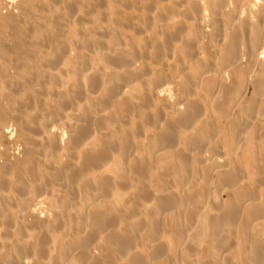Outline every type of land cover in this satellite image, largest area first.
Listing matches in <instances>:
<instances>
[{
    "label": "rangeland",
    "instance_id": "374dc122",
    "mask_svg": "<svg viewBox=\"0 0 264 264\" xmlns=\"http://www.w3.org/2000/svg\"><path fill=\"white\" fill-rule=\"evenodd\" d=\"M147 1L0 0V264H82L85 261H80L79 256L81 255L76 254H80L81 249H84L85 245L88 251L92 249L89 252L90 256L88 254V257L85 259L91 257L94 260L95 257L100 255L99 247L101 246H98L100 243L101 245L103 244L102 246L106 245L110 248V251H113L112 264H155L156 261L158 262V258H153L156 256L149 254L151 252V244L149 243H153L152 241L154 240L147 243L144 239L147 231L150 233L151 230L154 232L155 229V234L152 233L153 239L159 240L158 242L161 245L163 244L164 249L163 254H161L162 257L159 259L164 261L165 258V262L168 260L167 264H187L189 262V264H200L199 252L202 251L201 248L208 249L211 257L215 259L227 247L226 243L230 242L231 238L234 242L240 241L242 237L241 222L235 226L236 228L234 227V233L232 230H230V233L229 230H223L226 237L224 249L212 245L213 242L209 244L211 246L205 248L208 244L204 246L198 242L199 251H190L191 242L197 235V227L194 228L197 225V216L201 214L200 211L204 209V206L207 209H216L218 207L212 198L215 193L217 194V200H226L224 185L219 184V186L217 182L215 183L213 179H215L216 174L210 172L212 180L209 181V184L210 182H214V185L211 184L210 186L215 191L210 189L213 195L205 191L204 196L202 194L201 199L194 204V202H191L192 200L189 194H187V190L197 189L200 184L199 181L204 182L202 173L203 175L205 174L203 169H199L198 167L200 166L196 165V160H190L191 163L187 160L188 164L185 161L184 163L186 164H184L182 159H180L181 161L178 160V162L165 165L162 163L166 159L160 160L162 163L159 162V159L164 157L160 155V152L165 149L164 147H167L165 146L167 143L166 139L161 137L157 139L156 135L163 132L164 124H168L169 121L167 122V120L171 119L170 114L176 108V104L185 103L187 101L186 97L188 99L201 98V94H203V83L205 81L202 82L201 78L205 76L203 73L211 65L202 48L204 42H202V39L200 40L201 34L199 30L202 31V27L199 24L196 25V23L201 18L211 20L212 11L209 4L211 0ZM197 5L201 8L199 6L198 8ZM197 12L201 13L200 16L197 15ZM185 13L188 14L186 15ZM158 16L163 18L161 19ZM207 16L208 18H206ZM163 19H165V23ZM161 24H166L168 29L166 27L160 28ZM175 26L180 28L176 30ZM163 30L165 31L163 32ZM166 31H168V37L165 35L167 34L165 33ZM175 31H177L176 34ZM196 32H198L197 37L199 38V40L198 38L196 39V44L198 41V44H203L200 48H197L200 51H196V53L194 48L193 53L191 52L192 54H190L188 51H184L183 47L187 44L189 35L192 33L196 34ZM183 37H186L187 41H184ZM192 37L193 39L195 38V36ZM156 42L159 45L157 48ZM117 49H119L118 53L116 52ZM120 51L122 55L119 54ZM261 52L263 53L261 54L262 59H264V50ZM106 53L110 54L109 59ZM193 54L197 56H193ZM191 55L193 58L189 57ZM114 57L116 59H111ZM122 57H125V59ZM216 57L219 56L216 55ZM203 61L206 62L204 63ZM248 64L246 63L244 68L247 69ZM183 68L185 71H183ZM255 69L257 70V67L251 64V67L247 69V76H249L247 78L253 79L255 77L253 75ZM185 72L188 73V76H185L187 75ZM194 73L196 74V79L192 81ZM91 75H93L92 78L90 77ZM142 76L147 77L143 78ZM189 76L191 77L189 78ZM151 77H154V79ZM141 78L149 82L141 80ZM184 78L188 81L184 80L186 84L182 83ZM142 81L147 82L146 84L148 85L142 83ZM156 83L160 90L163 87L166 90V85L167 87L169 86L165 94L159 92L160 90L154 85ZM178 83L185 86L182 87ZM197 83H199V88L197 87ZM187 84L188 86L186 87ZM113 86L114 88H112ZM178 87L181 89L179 90ZM151 88L155 91L154 94ZM242 90L239 93L243 92L241 95H245L242 104L246 102L245 104L248 105V100L252 97L253 89L242 87ZM114 93L115 95H112ZM103 97L106 98V102H104L105 99L103 101ZM176 99L177 101L181 99V103H177ZM110 102L113 104H110ZM175 102L176 104H174ZM204 102L208 103L212 110L204 111L202 113L204 117L201 115L202 117L197 122H194V126L190 125V128H183L179 125L180 129L178 130V128L174 127L172 132L175 134L173 139L176 142L179 138L186 137L188 139L190 135L193 137L196 131L199 133L198 130H200L199 125L201 122L202 125H208L213 122L211 126L217 127L213 129L214 136L218 132H221L222 126H225L226 123L228 124L227 121L231 118L225 123L223 120L216 119L215 115L218 114V111L212 106L211 99ZM255 105L257 108H254L255 110L251 113L253 121L248 116L250 118V126L252 127L249 126L248 128L250 132H254L253 124L260 120L257 117L264 113V109H262L264 108L263 100L262 103L260 101V103H255ZM245 108L241 105L233 108L231 113L233 115L235 113L237 117L240 115L244 116L250 109L247 107V110H245L247 112L244 114V111L241 110ZM258 108L261 109V113L258 111ZM238 111H240L239 114H237ZM258 113L260 114L257 115ZM253 114H256V116ZM209 115L210 117H208ZM100 116H102L99 119L101 123L97 120L96 122L95 119L100 118ZM205 116L209 119H204ZM202 119L208 124L206 122L203 123ZM198 122H200L199 125H197ZM258 124H254L255 128L264 126V123H260V126ZM260 128L257 131L260 135L256 143L260 155L257 152V156L254 158V165H258L257 160L264 155V152L261 155L264 150V128L262 130ZM182 129L184 132L180 131ZM216 129L219 130L217 131ZM178 134L182 135L179 136ZM248 137H246L247 139H242L239 149L244 148V146L246 148L247 144L250 145L255 142L247 143ZM209 138L207 137L205 142H209ZM122 139L128 141H123L127 144L120 146ZM259 144L263 149H259ZM100 149H104L102 152H105V155L96 154L95 151L98 152ZM176 149L178 151L180 145H177ZM105 150H107V153ZM209 150H211L209 147L203 148L202 158L205 164L211 163L209 157L212 154ZM129 152L130 155H128ZM87 154L91 156L95 155V159L91 160L92 165L90 163L84 167V156ZM124 154L126 155L124 156ZM190 154H194V152H190ZM231 156L237 159L239 165L241 163L244 164V161L248 159L242 151H237V153L234 151ZM238 159L242 162L239 163ZM94 161L97 162V165L93 164L95 163ZM145 163L148 164L145 166ZM139 165L146 168L139 170ZM260 165L263 167H260L261 170L258 168L259 166L243 169V173H246H244V178H242L239 185H245V189V183H247V186L250 185L249 189H255L253 191L254 193L257 191V194L255 193L257 196H254L259 200V204L263 206V160L260 161ZM184 166H186V169ZM134 167L138 170H135ZM197 169L201 171V174ZM258 169L260 172L257 173ZM254 173L257 175H254ZM254 176H258L259 179ZM102 177L106 182L103 185L101 183ZM188 184L192 187L188 186ZM164 189L169 190L166 191ZM163 190L166 192L171 191L173 193H170L171 196L178 198V207L176 206L171 210L167 209L166 206H162L163 208L165 207L164 209L160 207L161 203L157 201V198ZM143 192L146 194V198L148 197L147 199L143 198L145 197ZM96 197L98 198L96 199ZM180 197H183L184 202ZM100 199H103L102 201L109 205L105 204V206L102 204L105 208L102 211L107 216L105 219L109 220L108 218H110L109 221L111 223L109 225L104 217L96 219L100 224L102 223V228L97 224L98 222L95 224V220H92L93 212L91 213L93 211L92 206L95 203L97 204L96 206L100 205ZM207 199L209 200L207 201ZM209 201L213 206L209 204ZM65 204L67 205L65 206ZM88 204L89 206L93 205L89 207ZM71 206L75 207V210L77 208V212H75L80 214L77 215L71 212L74 211ZM197 206L199 207L197 208ZM27 207H30V209ZM27 209L30 211L32 209L34 214L32 211L30 212L32 214L26 213ZM175 209L177 210L175 211ZM86 211L88 212V216H86ZM166 212L179 213L180 217L182 213L183 218L179 219L178 217L176 221L179 219L178 221L185 222V224L182 223L185 227L188 225L183 233L186 236L174 233V227L181 224V222L173 221L176 223L172 222L173 224L171 223L170 225ZM191 213L197 216H193ZM29 214L34 215L35 218L32 219V216L30 218ZM74 215L77 219H75L76 217L74 218ZM190 216L194 220H191L192 217L190 218ZM151 221L152 223H150ZM157 221H159V224ZM78 222L80 223L78 224ZM34 223H38V225ZM137 224L141 227L136 226ZM251 225L250 232L253 233L255 231L254 226L256 225L255 223ZM131 227L135 230L134 233ZM108 229L112 231L113 229H117L119 232L115 231L119 233L120 239H118V235V238L115 237L116 235L113 237L109 235V237ZM127 229H130V231L128 230V232ZM73 231L78 234L76 237ZM95 231L97 232L95 235L96 239L94 238L95 236L93 237ZM125 231L126 233L128 232V235ZM188 231L189 235L186 233ZM63 233L64 236L62 235ZM91 234L93 240L92 237H89ZM152 236L150 239H152ZM179 236H182L183 242L177 243L175 242V237L178 240ZM187 236L190 240L186 239ZM77 237L80 241H84V238L85 241H88L90 238L92 240L90 243L94 241V244L92 243L93 246L91 247L90 244L80 242L81 246H79L77 245L79 243L78 239H76ZM73 238L76 240H73ZM66 239H69V241ZM121 239H124L126 242L123 241V244L120 241ZM38 241L40 244H37ZM59 242L60 244H58ZM68 242L72 245L76 243V246L74 244L75 247H73ZM229 244L231 243H228V246ZM71 247L76 249L73 251ZM234 247V249L229 250L235 252L237 247ZM41 248L43 249L41 250ZM77 248H80L79 251ZM73 252L76 253L72 254ZM137 253L138 256H136ZM190 254H192L191 257H188ZM165 255L166 257L168 255L167 259ZM130 257L135 258V260L130 259ZM92 259L88 260V264L93 261ZM219 259H222L221 262L219 261V264H228L226 257ZM68 260L70 261L68 262ZM106 263L108 262H103V264ZM109 264L111 263L109 262Z\"/></svg>",
    "mask_w": 264,
    "mask_h": 264
},
{
    "label": "bare ground",
    "instance_id": "6f19581e",
    "mask_svg": "<svg viewBox=\"0 0 264 264\" xmlns=\"http://www.w3.org/2000/svg\"><path fill=\"white\" fill-rule=\"evenodd\" d=\"M184 1V0H183ZM193 1V0H192ZM233 3H232V2ZM146 2V1H145ZM147 2H149V0L147 1ZM177 2V1H176ZM195 2H197V1H195ZM192 3V2H191ZM203 3V2H202ZM209 4H210V6H211V11H212V15H211V20H209V19H203V18H201V17H199V18H201V19H199V22L198 23H196V25H198L199 24V26H201L202 27V31L201 30H199L198 32L201 34V38H200V40L202 39V42H204V45H203V49H204V52L206 53V55H207V60H209L208 62H209V64L211 65L210 67H208L207 69H206V71L203 73V75H205V76H200V77H202L201 78V80H202V82L203 81H205L204 83H203V94H201L202 96H201V98H190V99H188V97H186L187 98V101H185V103H182V104H176V102L174 103V104H176L177 106H176V108L173 110V112L170 114V117H171V119H169V120H167V122H168V124L167 125H165L164 124V127H163V132H161L160 134L158 133L156 136H157V139H159L160 137L161 138H164V139H166L165 141H166V143H167V145H165L166 143L165 142H163V143H165V144H163V145H165V146H167V147H164L165 149L164 150H161L162 152H160V155H163L164 157H161L160 159H159V162L160 163H162V161L164 160V159H166V161H163V163L162 164H172L173 162H178V160H180V159H182V162L184 163V161L185 162H187V160H189L188 162H190V160H193V161H195L196 160V165L197 166H200V167H198L199 169L201 168V170L203 169V171L205 172V174L203 175V173H202V176H204L203 178H204V182H201V180L200 179H198V180H200L199 182H200V186L198 185V187H197V185L196 184H194V185H196V187H197V189H193V190H190V191H188L187 190V194H189V196H190V198H191V202H194V204H196V202H198L200 199H201V196H202V194H203V196H204V193H205V191H207L208 192V194L210 193V195H213L212 194V192H210V189H212V186H210L211 184H213L214 182L216 183H218V185L220 184V185H224V191H225V194H226V200L225 201H223L222 199V201H220V200H217V198H216V193H215V195L212 197L213 199H214V202H216V205L218 206L216 209H207V207L205 208V206H204V209L202 210V211H200V215L199 216H197L196 214L194 215V213H191L193 216H197L198 218H196V220H197V225L194 227V228H196L197 227V235L195 236V238H193V240H192V242H191V244L193 245V247H192V245L190 246V251H199V249H198V247H199V244H198V242H200L201 243V245H204L205 246V244H208V245H206L205 246V248H208V246H211V245H209L211 242H213L212 243V245H214V246H216V247H225L226 246V244H227V247H225V249L224 250H222L221 251V253H220V255L218 256V258H212L211 257V254H209V250L208 249H204V248H201L202 249V251H200L199 252V261L201 262L200 264H219V261L221 262L222 261V259L220 260L219 258H224V257H226L227 258V260H228V264H264V204H263V206L262 205H260L259 204V200L258 199H256L255 198V196H257V195H255V193L257 192H255L254 193V191H255V189H249L248 187L250 186H247L248 184L247 183H245L246 184V187H247V189H246V187H245V189H244V186H243V184L240 186L239 184L241 183V181H242V178H244L243 176H244V173H246V172H244L243 173V169H251V168H253L254 166H259L258 168H260V167H262V165H260V161H264V155H263V152H264V150L262 151V154L261 155H263V157L262 158H260L259 160H257L258 161V165H254V158L257 156L256 154H257V152L259 153L260 151L258 150V145L256 144L257 143V140H258V138H259V133L257 132L258 131V129L260 128V127H262V128H260V130H262L263 128H264V126H260L259 124L260 123H264V113L263 114H260L261 112H260V110L261 109H259L258 111L260 112V113H258L257 115H259L260 114V116L259 117H257V119H260V120H258V121H256L254 124H256V123H259L258 125L260 126V127H257V128H255V126H254V124H253V129H254V132H250L249 130H248V128H249V126H250V124L251 123H249V120H250V118H248V116H250L251 117V113H253V110H255L254 108H257V107H255L256 105H255V103H260V101H261V103H262V100H263V102H264V59H262V56H261V54H263L261 51L262 50H264V0H211V2H209ZM192 6V5H191ZM190 6V7H191ZM196 6V5H195ZM199 5H197V7H198ZM149 7V6H148ZM200 7V6H199ZM198 7V8H199ZM208 7H209V5H208ZM145 8H146V6H145ZM192 8H194V7H192ZM191 8V9H192ZM201 8V7H200ZM174 9V8H173ZM195 9V8H194ZM167 10V9H166ZM195 10H197V11H199L198 9H195ZM196 12V11H195ZM160 13V12H159ZM189 13V12H188ZM187 13V14H188ZM191 13H193L192 11H191ZM198 14V16H200V14L201 13H199V12H197ZM186 14V13H185ZM186 14V15H187ZM159 15H161V14H159ZM185 15V16H186ZM190 15V14H189ZM188 15V16H189ZM163 16V15H162ZM191 16V15H190ZM197 16V17H198ZM147 17V16H146ZM150 17V16H149ZM156 17V16H155ZM159 17V16H158ZM157 17V19H159V18H161V17H159L158 18ZM163 18V17H162ZM161 18V19H162ZM206 18H208V16L206 17ZM147 19V18H146ZM150 19V18H149ZM175 20V19H174ZM130 21V20H129ZM163 21H164V23H165V19H163ZM197 21V20H196ZM146 22V21H145ZM156 23L158 22V21H155ZM167 22V21H166ZM183 22V21H182ZM159 23V22H158ZM176 24V23H175ZM177 24H179V23H177ZM181 24V23H180ZM162 26H159L160 28H165L166 27V29H168V27L166 26V24H161ZM179 26V25H178ZM176 27L177 29L176 30H178V28H180V27ZM181 26V25H180ZM182 26L183 27H185L183 24H182ZM156 27V26H155ZM157 27H158V25H157ZM198 27V26H197ZM136 28V27H135ZM194 28V27H193ZM192 28V29H193ZM138 29V28H137ZM165 29V30H166ZM175 29V28H174ZM197 29H199V28H197ZM201 29V28H200ZM155 30H156V28H155ZM165 30H163V32L165 31ZM182 30V29H181ZM171 31V30H170ZM172 31H174V30H172ZM198 32H196V34L195 33H192V34H190L189 35V38H190V40H189V38H188V41L185 39L186 37H183L184 38V41L186 40L187 41V44L183 47V50L184 51H188L190 54H192L193 52L192 51H194L193 49L195 48V52L196 51H200V49L198 50L197 48H200L201 46H202V44L200 43V44H198L199 43V41H198V43L196 44V39L198 38L197 36H198ZM165 33H167V34H165V35H167V37H168V31H166ZM172 33V32H171ZM177 33V31H175V34ZM156 36V35H155ZM155 36H154V38H155ZM188 36V35H187ZM192 36H195V38L193 39V37ZM166 37V38H167ZM174 37H175V35H174ZM192 37V38H191ZM152 38V37H151ZM157 39V38H156ZM162 39H164V38H162ZM96 40V39H95ZM167 41H168V39H166ZM198 40H199V38H198ZM164 41H165V39H164ZM166 41V42H167ZM158 42H159V40H158ZM201 42V41H200ZM98 43V42H97ZM147 43V42H146ZM157 43V42H156ZM165 43V42H164ZM155 46H156V44H155ZM159 45H158V43H157V46H156V48L158 47ZM168 47V46H167ZM186 47V48H185ZM119 49H117L116 50V52L118 53L119 51H118ZM120 50H121V48H120ZM134 51V50H133ZM192 52V53H191ZM194 52V53H195ZM64 53V52H63ZM116 53V54H117ZM130 53V52H129ZM168 53H169V51H168ZM187 53V52H186ZM197 53V52H196ZM195 53V54H196ZM107 54V53H106ZM120 55H122L121 54V51H120V53H119ZM195 54H193V56H197V55H195ZM199 54V53H198ZM64 55V54H63ZM108 56V59H109V55L110 54H107ZM135 55V54H134ZM144 55V54H143ZM216 55L217 56H219V57H216ZM111 57H113L112 55H111ZM138 57V56H137ZM189 57H191V58H193L192 57V55L191 56H189ZM123 58V57H122ZM180 58V57H179ZM178 58V59H179ZM190 58V59H191ZM197 58V57H196ZM218 58H219V61H218ZM111 59H116L115 57L114 58H111ZM117 59H119V57H117ZM123 59H125V57L123 58ZM130 59V58H129ZM217 59V60H216ZM127 60V59H126ZM195 60V59H194ZM114 61V60H113ZM122 61V60H121ZM191 61V60H190ZM198 61V60H197ZM199 62V61H198ZM204 62V61H203ZM206 62V61H205ZM204 62V63H205ZM112 63V62H111ZM202 63V62H201ZM246 63H249L248 65H247V69H249L250 67H251V64L252 65H255L256 67H257V70L255 69V73L253 74V75H255V77L252 79H250V78H247V77H249V76H247V69L246 68H244V66L246 65ZM83 64V63H82ZM81 64V65H82ZM117 64V63H116ZM176 65V64H175ZM202 65H204V64H202ZM206 65V64H205ZM138 67V66H137ZM180 67V66H179ZM183 67V66H182ZM186 67V66H185ZM204 67V66H203ZM214 67V68H213ZM145 69H146V67H144ZM175 68V67H174ZM202 68V67H201ZM143 69V68H142ZM129 70V69H128ZM144 70V69H143ZM175 70V69H174ZM188 70V69H187ZM190 70V69H189ZM203 70V69H202ZM254 70V69H253ZM133 71V70H132ZM183 71H185L184 70V68H183ZM257 71V72H256ZM131 72V71H130ZM142 72V71H141ZM140 72V73H141ZM157 72V71H156ZM188 72V71H187ZM187 72H185L187 75H185V76H188V73ZM140 73H138V74H140ZM155 73V72H154ZM252 73H253V71H252ZM128 74V73H127ZM131 74H132V72H131ZM159 74V73H158ZM173 74V73H172ZM195 74V73H194ZM199 74L201 75V73L199 72ZM199 74H197V75H199ZM137 75V74H136ZM145 75V74H144ZM161 75V74H160ZM184 75V74H183ZM190 75V74H189ZM92 76L93 75H91L90 77L92 78ZM134 76V75H133ZM143 77V76H142ZM144 77H147V76H144ZM143 77V78H144ZM182 77V76H181ZM191 76H189V78H190ZM198 77V76H197ZM252 77V76H251ZM129 78V77H128ZM139 78V77H138ZM150 78V77H149ZM152 78V77H151ZM186 78V77H185ZM185 78L183 79V82L182 83H185L184 82V80H185ZM188 77H187V79H189ZM192 78H193V80L192 81H195V79H196V74L193 76L192 75ZM95 79V78H94ZM127 79V78H126ZM148 79V78H147ZM152 79H154V77L152 78ZM157 79V78H156ZM155 79V80H156ZM159 79V78H158ZM177 79V78H176ZM113 80V79H112ZM141 80H146V79H142L141 78ZM149 80V79H148ZM200 80V79H199ZM200 80V81H201ZM93 81V80H92ZM147 81V80H146ZM157 81V80H156ZM160 81V80H159ZM186 81V80H185ZM90 82V81H89ZM111 82V81H110ZM147 82H149V81H147ZM146 82V83H147ZM158 82V81H157ZM186 82H188V81H186ZM191 82V81H190ZM201 82V83H202ZM142 83H144V84H146L145 82H143L142 81ZM180 83H181V81H180ZM180 83H178L179 85H181ZM200 83V82H199ZM199 83H197V87H198V84ZM91 84H93V83H91ZM121 84V83H120ZM153 84V83H152ZM161 84H162V82H161ZM170 84V83H169ZM186 84V83H185ZM111 85V84H110ZM123 85V84H122ZM146 85H148V84H146ZM155 86H157V89L158 90H160L158 87V84L156 83V84H154ZM165 85V84H164ZM201 85V84H200ZM120 86V85H119ZM151 86H153V85H151ZM154 86V87H155ZM161 86V85H160ZM182 86V85H181ZM185 86V85H184ZM184 86H182V87H184ZM188 86V84L186 85V87ZM245 86V87H244ZM162 87V86H161ZM169 87V86H168ZM167 85H166V90H167ZM186 87H185V89H186ZM192 87V86H191ZM196 87V88H197ZM242 87L243 88H248V87H250V88H252L253 89V94H252V97L248 100L247 98V100H248V105H246L245 103L244 104H242V100L244 99V97H245V95H241V94H239L240 93V91L242 90ZM109 88H110V86H109ZM112 88H114V86L112 87ZM111 88V89H112ZM199 88V87H198ZM111 89H110V93H111ZM152 89V88H151ZM156 88H155V90H157ZM178 89L180 90L181 88H179L178 87ZM114 90V89H113ZM112 90V91H113ZM165 90V87H163L159 92L162 94H165L166 91ZM190 90H191V88H190ZM196 90V89H195ZM244 90V89H243ZM242 90V91H243ZM109 91V90H108ZM152 91H153V89H152ZM188 91H189V89H188ZM194 91V90H193ZM192 91V92H193ZM198 91H200V90H198ZM246 91H247V89H246ZM154 92L155 91H153V94H154ZM158 92V93H159ZM109 93V92H108ZM107 93V94H108ZM109 93V94H110ZM159 93V94H160ZM185 93V92H184ZM194 93V92H193ZM192 93V94H193ZM201 93V92H200ZM245 93V92H244ZM103 94H104V92H103ZM159 94H157V95H159ZM188 94V93H187ZM112 95H115V93L114 94H112ZM172 95V94H171ZM200 95V94H199ZM110 97V96H109ZM109 97H107V98H109ZM115 97V96H114ZM183 97V96H182ZM195 97V96H194ZM99 98V97H98ZM101 98V97H100ZM112 98H113V96H112ZM178 98V97H177ZM181 98V97H180ZM102 99V98H101ZM104 99H105V101H104ZM115 99V98H114ZM118 99H120V98H118ZM164 99V98H163ZM179 99V98H178ZM211 99V104H212V106H214V108L218 111V114L217 115H215L216 116V119H218V120H223V122L225 123L228 119H230L229 121H227L228 122V124L226 123L225 124V126H222V130H221V132H218L215 136L213 135V129H215V128H217V127H213V126H211L212 124H213V122L212 123H207L206 121H204V119H209L208 117H210V115L206 118V116H205V118L204 119H202V121H203V123L204 122H206L208 125H202V122H201V124H200V122H198V124L197 125H199V128H200V130H198L197 128H198V126H197V130L199 131V133H197V131L196 132H194L195 133V135H193V137L190 135L189 137H188V139L185 137V138H179L178 140H177V142H176V140H174L173 139V137H174V133L172 132L173 131V129H174V127H176V128H178V130L180 129L179 128V125L180 126H182L183 128H187V127H189L190 125H192V126H194L193 124H194V122H197L198 120H199V118L200 117H202L203 116V114L202 113H204V111H211L212 110V108L210 107V105H208V103H206V102H204V101H208V100H210ZM126 100V99H125ZM181 100V99H180ZM180 100L179 101H177V99H176V101H177V103L178 102H180ZM103 101L104 102H106V98L105 97H103ZM111 101V100H110ZM122 101V100H121ZM184 101V100H183ZM244 101H246V100H244ZM100 102H101V100H100ZM116 102H118V101H116ZM103 103V102H102ZM181 103V102H180ZM110 104H113V103H111L110 102ZM115 104V103H114ZM253 104V105H252ZM145 105V104H144ZM242 105V107H244L245 108V106H246V108L248 107V108H250L249 109V111H248V113L247 114H250V115H247V114H245L247 111H245V110H247L246 108L243 110H241V111H244L243 113L245 114H242V115H244V116H239V117H237V115L234 113V115H236V116H234L233 115V113H231L233 110V108H237V107H239V106H241ZM244 105V106H243ZM261 105V104H260ZM172 106H173V104H172ZM173 108V107H172ZM262 108V107H261ZM262 109H264V108H262ZM160 110V109H159ZM240 110V109H239ZM257 111V110H256ZM255 111V112H256ZM214 113H215V111H213ZM239 112L240 111H238L237 112V114H239ZM263 112H264V110H263ZM161 113V112H160ZM209 113H212V112H209ZM208 113V114H209ZM257 113V112H256ZM38 114V113H37ZM213 114V113H212ZM202 115V116H201ZM247 115V116H246ZM254 115V114H253ZM252 115V116H253ZM88 116V115H87ZM232 116V117H231ZM254 116H256V114L254 115ZM101 117L102 116H100V118H97V119H95V121L97 120V121H99L100 123H101V120H99V119H101ZM104 117V116H103ZM151 117V116H150ZM204 117V116H203ZM213 117H214V115H213ZM103 119V118H102ZM148 119V118H147ZM168 119V118H167ZM214 119H215V117H214ZM216 119H215V121H216ZM251 119H252V117H251ZM256 119V118H255ZM89 120V119H88ZM91 120V119H90ZM96 121V122H97ZM148 121H149V119H148ZM252 121H253V119H252ZM88 122H90V121H88ZM87 122V123H88ZM92 122V121H91ZM98 122V124H100ZM208 122H209V120H208ZM62 123H65V122H62ZM217 123H218V121H217ZM44 124V123H43ZM215 124H216V122H215ZM84 126H85V124H83ZM220 125V124H219ZM262 125V124H261ZM65 126H67V125H65ZM81 126V125H80ZM86 126H87V124H86ZM201 126V127H200ZM216 126H217V124H216ZM89 127V126H88ZM251 127V126H250ZM52 128H55V127H52ZM79 128V127H78ZM77 128V129H78ZM80 128H82V127H80ZM190 128V127H189ZM219 128V127H218ZM252 128V127H251ZM84 129H86V127H84ZM88 129V128H87ZM194 129V128H193ZM221 129V128H220ZM253 129H251L252 131H253ZM57 130V129H56ZM89 130V129H88ZM217 130V129H216ZM219 130V129H218ZM217 130V131H218ZM75 131V130H74ZM180 131H183V129L182 130H180ZM191 131V130H190ZM216 131V132H217ZM184 132V131H183ZM263 132H264V130H263ZM57 133V132H56ZM193 133V134H194ZM248 133H249V137H248ZM251 133V134H250ZM264 134V133H263ZM155 135V134H154ZM179 135V134H178ZM180 135H182V134H180ZM179 135V136H180ZM183 135H185V134H183ZM212 135V137H210ZM262 135V134H261ZM178 136V137H179ZM151 137V136H150ZM182 137V136H181ZM209 138V142H205L206 141V138ZM246 137H248V140H247V143L248 142H254V143H251L250 145L249 144H247L248 146L245 148V146H244V148L242 147L241 149H239V144H240V142H242V139L244 140V139H247ZM54 138V137H53ZM152 138V137H151ZM151 138H149V139H151ZM156 138V137H155ZM153 139V138H152ZM208 140V139H207ZM56 141V140H55ZM123 141H125V140H123L122 139V141H121V144H120V146H122L123 144H127V143H124ZM126 141H128V140H126ZM125 141V142H126ZM163 141V140H162ZM246 142V141H245ZM245 142H243V143H245ZM261 142V141H260ZM158 144V143H157ZM162 144V143H161ZM261 144V143H260ZM259 144V145H260ZM264 144V143H263ZM55 145H56V143H55ZM177 145H180V149H178V151H177V149H176V146ZM242 145V144H241ZM244 145H246V144H244ZM54 146V145H53ZM243 146V145H242ZM74 147V146H73ZM163 147V146H162ZM161 147V148H162ZM211 148V150H209L210 152H211V156L210 155H208V156H210L209 157V159H211V163H206L205 164V161L203 160V158H202V152H203V148L204 149H206V148ZM212 147H213V150H212ZM125 148H126V146H125ZM261 148V145H260V147H259V149ZM261 149H263V148H261ZM126 150V149H125ZM153 150V149H152ZM102 151H104V149H100V151L98 150V152L97 151H95L96 152V154H101V156H103V155H105L104 153L105 152H102ZM106 151V153H107V150H105ZM128 151V150H127ZM131 151V150H130ZM134 151V150H133ZM209 151H208V153H209ZM234 151H236V153H237V151L239 152V151H242V153H244V156H246L248 159H246V161H244V164L243 163H241L240 161H239V159H238V161H239V163H241V165H239L238 163H237V159H235L233 156H231L232 155V153L234 152ZM88 152V151H87ZM86 152V153H87ZM93 152V151H92ZM91 152V153H92ZM99 152H101V153H99ZM132 152V151H131ZM190 152H194V154H190ZM85 153V154H86ZM162 153V154H161ZM157 154V153H156ZM210 154V153H209ZM235 154V153H234ZM72 155V154H71ZM93 155V154H92ZM126 154H124V156H125ZM128 155H130V152L128 153ZM127 155V156H128ZM258 155H260V153L258 154ZM95 155H93V156H91L90 154H87L86 156H84V162H83V166L85 167V165H87L88 166V164H90L91 163V165H92V161L91 160H94L95 159V157H94ZM98 157H100L99 155H97ZM207 156V157H208ZM131 157V156H130ZM185 157V158H184ZM97 158V157H96ZM126 158V157H125ZM208 159V158H207ZM250 159V160H249ZM154 160V159H153ZM160 160H162V161H160ZM83 161V160H82ZM131 161V160H130ZM156 162H157V160H155ZM181 161V160H180ZM209 161V160H208ZM95 162V161H94ZM188 162H187V164H188ZM82 163V162H81ZM180 163V162H179ZM191 163V162H190ZM189 163V164H190ZM194 163V162H193ZM93 164H96L97 165V162H95V163H93ZM148 164V163H147ZM146 163H145V166L147 165ZM184 164H186V163H184ZM144 165V164H143ZM156 165V164H155ZM177 165V164H176ZM191 165V164H190ZM137 166H138V164H137ZM140 167L138 168L139 170L141 169V168H146V167H144V166H142L141 167V165H139ZM178 166V165H177ZM187 166V165H186ZM186 166H184L185 167V169H186ZM202 166V167H201ZM182 167V166H181ZM193 167H195V166H193ZM83 168V167H82ZM87 168V167H86ZM135 168V167H134ZM177 168V167H176ZM263 168V167H262ZM137 168H135V170H136ZM137 169V170H138ZM199 169H197L198 170V172L201 174V171H199ZM212 170H213V172H212ZM259 170V169H258ZM260 170H261V168H260ZM260 170L259 171H257V173L258 172H260ZM176 171H178V170H176ZM188 171V170H187ZM142 173H143V171H141ZM162 172V171H161ZM192 172V171H191ZM215 173L216 174V177H215V179H213V183H211L210 182V184H209V181H211L212 180V178H211V174H209V173ZM253 172V171H252ZM60 173V172H59ZM262 173V172H261ZM75 174V173H74ZM73 174V175H74ZM182 174V173H181ZM165 175V174H164ZM254 175H257V174H255L254 173ZM35 176V175H34ZM58 176V175H57ZM103 176V175H102ZM246 176V175H245ZM259 176V175H258ZM258 176H254V177H257V179H259L258 178ZM74 177V176H73ZM73 177H71V178H73ZM181 177V176H180ZM260 177H261V175H260ZM103 178V177H102ZM198 178H199V176H198ZM107 179V178H106ZM262 179H263V177H262ZM73 180H74V178H73ZM108 180V179H107ZM127 180V179H126ZM203 181V180H202ZM264 181V180H263ZM105 182V180H104V178H103V180L101 181V183H102V185H103V183ZM196 182H198L197 180H196ZM246 182V181H245ZM247 182H249V181H247ZM261 182H262V180H261ZM106 183V182H105ZM244 183V182H243ZM184 184H185V182H184ZM105 185V184H104ZM214 185V184H213ZM219 185V186H220ZM85 186V185H84ZM188 186H190L189 184H188ZM218 186V187H219ZM105 187V186H104ZM190 187H192V186H190ZM215 187V186H214ZM217 187V188H218ZM222 187V186H221ZM106 188V187H105ZM186 188H188V187H186ZM195 188V187H194ZM199 188V189H198ZM184 189H185V187H184ZM190 189V188H189ZM164 190H166V189H164ZM162 191L161 193H160V195L158 196V198H157V201H159L160 203H161V205H160V207L161 208H163L162 206H166V208L167 209H172V208H174V207H176L177 205H178V203H179V201H178V198H176V196H171V194H173L171 191H168V192H166L167 190H169V189H167L166 191ZM212 190H214L215 191V189H212ZM217 190V189H216ZM254 190V191H253ZM257 190V189H256ZM71 191V190H70ZM108 191V190H107ZM191 191H193V192H191ZM220 191V190H219ZM223 191V190H222ZM144 192H146L145 190H144ZM143 192V193H144ZM72 193V192H71ZM171 193V194H170ZM214 193V192H213ZM145 194V193H144ZM257 194V193H256ZM74 195H75V193H74ZM186 195V194H185ZM221 195V194H220ZM255 195V196H254ZM105 196V195H104ZM137 196V195H136ZM148 196V195H147ZM100 197V196H99ZM107 197V196H106ZM187 197V196H186ZM207 197V196H206ZM218 197V196H217ZM74 198V197H73ZM98 197H96V199H97ZM105 198V197H104ZM103 198V199H104ZM143 198H146V194H145V197H143ZM148 198V197H147ZM146 198V199H147ZM176 198V199H175ZM180 198H182L183 199V197H180ZM210 198V197H209ZM211 198V199H212ZM219 198V197H218ZM221 198V197H220ZM65 199V198H64ZM102 199V200H103ZM106 199V198H105ZM107 199H109V198H107ZM225 199V198H224ZM30 200V199H29ZM101 200V199H100ZM99 200V201H100ZM100 201V205H98V206H96L97 204L95 203H93L94 204V206H92V205H90L89 206V204H88V206L89 207H91L92 206V210L93 211H91V213L93 214V217L95 218H93L92 216V220H95L94 222H95V224H96V222H98V221H96V219L98 220V219H100V218H103L104 217V219H105V217H107V216H105L104 214H103V212L104 211H102L103 209L105 210V208L103 207L106 203H104L103 201ZM203 200V199H202ZM209 199H207V201H208ZM257 200H258V202H257ZM262 200H263V198H262ZM68 201V200H67ZM96 201V200H95ZM212 201V200H211ZM71 202H72V200H71ZM98 202V201H97ZM101 202H103V203H101ZM183 202H184V199H183ZM190 202V203H191ZM26 203V202H25ZM92 203V202H91ZM68 204V203H67ZM67 204H65V206L67 205ZM73 204V203H72ZM99 204V203H98ZM102 204H104V205H102ZM194 204H193V206H194ZM209 204H211L212 206H213V204L212 203H210V201H209ZM64 205V204H63ZM106 205H108V204H106ZM105 205V206H106ZM158 205V206H159ZM181 205H183L182 203H181ZM215 205V204H214ZM25 206V205H24ZM96 206V207H95ZM109 206V205H108ZM108 206H107V209H108ZM31 207V206H30ZM30 207L28 208V209H30ZM71 207H73V206H71ZM178 207V206H177ZM199 206H197V208H198ZM215 207V206H214ZM24 208H26V207H24ZM86 208V207H85ZM165 208V207H164ZM163 208V209H164ZM187 208V207H186ZM196 208V207H195ZM27 209V210H28ZM135 209V208H134ZM181 209H183V208H181ZM180 209V210H181ZM25 210V209H24ZM26 210V213H30L31 211L33 212V214H34V211L31 209V211L30 210H28L27 211ZM38 210V209H37ZM72 210H74V211H71V212H74V213H76L77 211V208H76V210H75V207H73V209ZM80 210V209H79ZM91 210V209H90ZM129 210V209H128ZM157 210H158V208H157ZM177 209H175V211H176ZM195 210H197V209H195ZM76 211V212H75ZM82 211V210H81ZM85 211V210H84ZM167 211V210H166ZM185 211V210H184ZM184 211H183V213H184ZM87 212V211H86ZM107 212H108V210H107ZM106 212V214H108ZM186 212V211H185ZM191 212V211H190ZM23 213V212H22ZM73 213V214H74ZM105 213V212H104ZM164 213V212H163ZM167 214H168V222H169V224L171 225V223L173 222V221H176V219L179 217V219H181V217H182V213H181V217H180V215H179V213L178 214H176V212L175 213H173V212H166ZM30 214H32V213H30ZM29 214V215H30ZM77 215H79L80 213H76ZM75 214V215H76ZM88 214V212L86 213V216H88L87 215ZM27 215V214H26ZM28 215V216H29ZM74 215V218L76 217ZM104 215V216H103ZM152 215V214H151ZM155 215V214H154ZM178 215V216H177ZM31 216H32V219L33 218H35V216L34 215H30L29 217L31 218ZM34 216V217H33ZM73 216V215H72ZM163 216V215H162ZM185 216V215H184ZM81 217V216H80ZM153 217H155V216H153ZM192 216H190V218H191ZM73 218V219H74ZM82 218V217H81ZM88 218V217H87ZM183 218V217H182ZM37 219V218H36ZM75 219H77V217L75 218ZM109 220H110V218H108ZM178 219V220H179ZM35 220V219H34ZM38 220V219H37ZM108 223H109V225H111V223H110V221L109 220H107V219H105ZM104 220V221H105ZM113 220V219H112ZM158 220V219H157ZM162 220V219H161ZM161 220H159V221H161ZM177 220V221H178ZM191 220H194V218L192 217V219ZM80 221V220H79ZM100 221V220H99ZM102 221V220H101ZM156 221V220H155ZM159 221H157L158 222V224H159ZM176 221V222H177ZM36 222V221H35ZM39 222H40V220H39ZM76 222V221H75ZM81 222V221H80ZM80 222H78V224L80 223ZM103 222V221H102ZM176 222H173L174 224L176 223ZM179 223L181 222V221H178ZM239 222H241V227H242V237H241V239H240V241H232V238H231V241L230 242H228V243H231V244H229V246H228V243H226L225 244V242H226V237H225V233H223V230H229V233H230V230H234V227L239 223ZM103 223H105V222H103ZM113 223V222H112ZM138 223H140V222H138ZM150 223H152V221L150 222ZM162 223V222H161ZM172 223V224H173ZM182 223H184L185 224V222H181V224H179V225H176L175 227H174V233H176V234H178V235H183V236H186V235H184L183 233H184V231H185V229H186V227L188 226H184V224H182ZM255 223V225L256 226H254V232L252 233V232H250V227H252V225L251 224H254ZM34 224H36V223H34ZM95 224H94V226H95ZM97 224H99L100 226H101V228H102V223L100 224L99 222L97 223ZM106 224V223H105ZM136 224V223H135ZM154 224V223H153ZM168 224V223H167ZM36 225H38V223L36 224ZM81 225V224H80ZM107 225V224H106ZM109 225H107V226H109ZM140 225H141V223H140ZM140 225H136V226H140ZM144 225V224H143ZM142 225V226H143ZM169 225V226H170ZM98 226V225H97ZM99 226V227H100ZM106 226V227H107ZM133 226V225H132ZM136 226H135V228H136ZM146 226V225H145ZM150 225H149V223H148V227H149ZM167 226V225H166ZM110 227V226H109ZM134 227V226H133ZM141 227V226H140ZM97 228V227H96ZM95 228V229H96ZM108 228V227H107ZM112 228V227H111ZM114 228V227H113ZM139 228V227H138ZM138 228H137V230H138ZM143 228H144V226H143ZM152 228H153V225H152ZM170 228H171V226H170ZM170 228L168 227V229L170 230ZM236 228V227H235ZM263 229V231H261L262 229ZM94 229V228H93ZM103 229H104V227H103ZM102 229V230H103ZM106 229V228H105ZM118 229V228H117ZM117 229H115L116 231H118ZM131 229H133L132 227H131ZM193 229V228H192ZM261 229V230H260ZM101 230V229H100ZM114 229H113V231L112 230H107L108 231V236L109 235H112V237L113 236H115L116 238H118L117 237V235L119 236V233H117L116 231H115ZM130 231V229H127V231ZM134 230V229H133ZM132 230V231H133ZM141 230H143V229H141ZM146 230H147V228H146ZM146 230H145V232H146ZM149 230V229H148ZM153 230H154V228H153ZM156 230V229H155ZM155 230H154V232H155ZM92 231H94V230H92ZM98 231V230H97ZM106 231V230H105ZM128 231V232H129ZM131 231V232H132ZM190 231V230H189ZM189 231L188 232H186V233H188V235H189ZM194 231V230H193ZM74 232V234H75V237H76V235H78L77 233H75V231H73ZM104 232V231H103ZM119 232V231H118ZM128 232L126 233V231H125V233L128 235ZM135 232V230L133 231V233ZM139 232H140V229H139ZM143 232V231H142ZM154 232H152V230H151V232L149 233V231H147L146 232V236H144L145 235V233H144V239L146 240V242L147 243H149V242H151L152 240H154V241H156V239H153V237L154 236H152V233H154ZM196 232V231H195ZM95 234H93V237L96 235V231L94 232ZM122 233V232H121ZM124 233V234H125ZM136 233H137V231H136ZM233 233H234V231H233ZM105 234H106V232H105ZM104 234V235H105ZM123 234V233H122ZM125 234V235H126ZM130 234V233H129ZM155 234V233H154ZM190 234H192V233H190ZM63 236H64V233L62 234ZM72 235V234H71ZM107 235V234H106ZM121 235V234H120ZM230 235V234H229ZM249 235H250V237H249ZM68 236V235H67ZM73 236V235H72ZM152 236V239H150V237ZM176 236V235H175ZM231 236V235H230ZM90 238L92 237V234H91V236H89ZM88 237V238H89ZM93 237H92V240H93ZM107 237V236H106ZM110 237V236H109ZM114 237V238H115ZM128 237V236H127ZM129 237H130V235H129ZM191 237V236H190ZM66 238V237H65ZM67 238H69V237H67ZM71 238V237H70ZM79 238H81V239H83L82 237H79ZM88 238H86V239H88ZM89 238V239H90ZM95 239H96V236L94 237ZM121 238H123V236H121ZM125 238V237H124ZM64 239V238H63ZM72 239V238H71ZM76 239H78V237L76 238ZM75 238H73V240H76ZM88 239V241L86 242L85 241V238H84V241L83 240H81L80 241V239H78V241H79V243L77 244V245H79V246H81L80 245V242H85V244H90L91 245V247L93 246L92 245V243L94 242H92V243H90V241H92L91 239L89 240ZM94 239V240H95ZM118 239H120V236H119V238ZM117 239V240H118ZM131 239V238H130ZM175 239H176V241L175 242H177V243H179V242H183L182 240H183V238H182V236H179V239L177 240V238L175 237ZM186 239H188V236H187V238ZM40 240V239H39ZM66 240H68L69 241V239H66ZM116 240V241H117ZM188 240H190V239H188ZM188 240H187V242H188ZM229 240V239H228ZM234 240V239H233ZM58 241V240H57ZM123 244H124V242H126V241H124V239H121L120 240ZM119 241V242H120ZM124 241V242H123ZM129 241V240H128ZM149 241V242H148ZM154 241H152L153 243H149V244H151V252L149 253V254H153V256H156V257H153V258H158L157 260H158V262L156 261L155 262V264H167V261L165 262V258H164V261H162V260H160L161 259V257H162V255L161 254H163V244L161 245L158 241L159 240H157L155 243H154ZM185 241V240H184ZM63 242V241H62ZM72 242V241H71ZM74 242H76V241H74ZM73 242V243H74ZM120 242V243H121ZM130 242V241H129ZM128 242V243H129ZM144 242V241H143ZM186 242V241H185ZM234 242V243H233ZM96 243V242H95ZM119 243V244H120ZM162 243V242H161ZM37 244H40L39 243V241L37 242ZM58 244H60V242L58 243ZM57 244V245H58ZM64 244V243H63ZM68 244H71V243H69L68 242ZM75 244V246H76V243H74ZM74 244L72 245L71 244V246H73V247H75L74 246ZM82 244V243H81ZM94 244V243H93ZM99 244V243H98ZM184 245H185V243H183ZM103 245V244H102ZM101 245V243H100V245H98V246H101V247H99L100 248V255L98 256V257H95L94 258V260L90 257V258H87V259H85L86 257H88V254H89V256H90V251L92 250H90V251H88L87 249H86V247H85V245H84V249L82 248L81 249V251H80V254H76V255H81V256H79L78 258L80 259V261H85V262H87V264H88V260L90 261L91 259L93 260L91 263H89V264H103V262H108V263H106V264H109V262L112 264V262L111 261H113V260H111L112 259V250L110 251V248H108L106 245L105 246H102ZM107 245H108V243H107ZM110 245H111V243H110ZM117 245H118V243H117ZM121 245V244H120ZM148 245V244H147ZM190 245V244H189ZM87 247H88V245H86ZM119 246V245H118ZM122 246V245H121ZM153 246V247H152ZM176 246V245H175ZM204 246H202V247H204ZM234 246H236L237 248H236V250H235V252H231V250H229V249H234L235 247ZM58 247H60V245H58ZM62 247V246H61ZM73 247H71V248H73ZM148 247H150V246H148ZM21 248V247H20ZM64 248H67V247H64ZM63 248V249H64ZM90 248V247H89ZM181 248V247H180ZM43 248H41V250H42ZM74 249H76V248H73V251H74ZM78 249V251H79V249L80 248H77ZM97 249H98V247H97ZM113 249V248H112ZM168 249V248H167ZM204 249V250H203ZM65 250V249H64ZM72 250V249H71ZM70 250V251H71ZM99 250V249H98ZM220 250V249H219ZM60 251H63V250H60ZM68 251V250H67ZM77 251V253H79ZM189 251V252H190ZM209 251V252H208ZM65 253H66V251H64ZM97 252V251H96ZM95 252V253H96ZM134 252V251H133ZM63 253V252H62ZM61 253V254H62ZM76 253V252H75ZM74 252L72 253V254H75ZM98 253V252H97ZM97 253H96V255H97ZM136 253V252H135ZM215 253V252H214ZM213 253V254H214ZM134 254V253H133ZM165 254V253H164ZM63 255V254H62ZM65 255V254H64ZM95 255V256H96ZM161 255V256H160ZM191 255L192 254H190L188 257H191ZM194 255H195V253H194ZM61 256V255H60ZM132 256H134V255H132ZM136 256H138V253H137V255ZM152 256V255H151ZM77 257V256H76ZM135 257V256H134ZM165 257H166V255H165ZM172 257V256H171ZM31 258V257H30ZM64 258H67V257H64ZM135 258H137V257H135ZM135 258L133 259V257H130V259H132V260H135ZM152 258V257H151ZM150 258V259H151ZM160 258V259H159ZM168 258V255H167V257H166V259ZM173 258V257H172ZM63 259V258H62ZM144 259H145V257H144ZM147 259V258H146ZM197 259V258H196ZM35 260V259H34ZM65 260V259H64ZM67 260V259H66ZM70 260H71V258H70ZM70 260H68V262L70 261ZM87 260V261H86ZM37 261V260H36ZM160 261H162V262H160ZM172 261V260H171ZM27 262H29V261H27ZM67 262V263H68ZM85 262L84 263H82V264H85ZM131 262V261H130ZM34 263H36V262H34ZM39 263V262H38ZM190 263V262H189ZM189 263H187V264H189ZM195 263V262H194ZM29 264V263H28ZM146 264V263H145ZM147 264H149V263H147ZM169 264V263H168Z\"/></svg>",
    "mask_w": 264,
    "mask_h": 264
}]
</instances>
